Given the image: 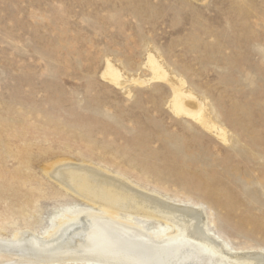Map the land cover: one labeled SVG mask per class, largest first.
<instances>
[{"label": "rangeland", "instance_id": "rangeland-1", "mask_svg": "<svg viewBox=\"0 0 264 264\" xmlns=\"http://www.w3.org/2000/svg\"><path fill=\"white\" fill-rule=\"evenodd\" d=\"M149 51L227 140L171 110ZM64 163L199 203L236 249L264 248V0H0L2 234L42 238L60 210L89 207L50 175Z\"/></svg>", "mask_w": 264, "mask_h": 264}, {"label": "bare ground", "instance_id": "bare-ground-1", "mask_svg": "<svg viewBox=\"0 0 264 264\" xmlns=\"http://www.w3.org/2000/svg\"><path fill=\"white\" fill-rule=\"evenodd\" d=\"M145 66L152 71L149 81L165 80L171 86L169 107L177 116L191 118L227 140L225 129L211 120L207 102L187 88L183 78L175 76L177 81H173L161 59L150 51ZM102 76L118 86L127 82L111 61H107ZM23 155L21 158L26 156ZM62 161L70 160L56 163ZM103 170L72 163L56 167L50 175L66 192L90 203L89 207L71 205L60 210L42 238L28 228L4 235L1 231L15 222L1 223L0 264L60 260L104 264H264V248L236 249L217 235L203 205L147 189L129 177L125 179L124 174L117 172L115 176ZM142 222L151 224L145 227Z\"/></svg>", "mask_w": 264, "mask_h": 264}]
</instances>
